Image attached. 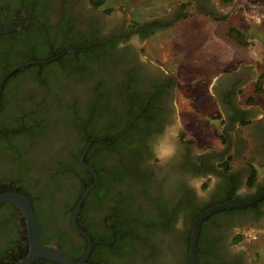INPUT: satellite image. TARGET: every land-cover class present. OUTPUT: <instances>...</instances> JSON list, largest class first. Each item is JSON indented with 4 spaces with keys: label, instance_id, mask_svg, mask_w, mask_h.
<instances>
[{
    "label": "flooded vegetation",
    "instance_id": "flooded-vegetation-1",
    "mask_svg": "<svg viewBox=\"0 0 264 264\" xmlns=\"http://www.w3.org/2000/svg\"><path fill=\"white\" fill-rule=\"evenodd\" d=\"M178 14L117 21L90 0H0V80L28 63L1 83L0 193L26 196L40 242L60 243L78 260L87 241L72 224V210L92 182L82 186L93 181L81 160L91 167L96 182L74 217L92 242L82 264H188L194 208L215 197L240 200L264 189V180L255 179L242 194L246 169L224 172L216 166L225 148L196 154L180 133L183 151L170 166V183L149 163L148 138L183 119L184 111L172 72L151 53L153 60L147 58L141 44ZM245 75L236 69L215 88L230 123L238 111L246 114L234 105ZM236 79L239 84H232ZM196 177L209 180L201 194ZM263 223L264 196L214 216L203 226L205 252L195 253L196 264H254L233 239L244 227ZM132 231L139 237L130 238ZM27 249L20 212L1 203L0 264L16 263ZM55 263L37 258L29 264Z\"/></svg>",
    "mask_w": 264,
    "mask_h": 264
},
{
    "label": "rangeland",
    "instance_id": "rangeland-1",
    "mask_svg": "<svg viewBox=\"0 0 264 264\" xmlns=\"http://www.w3.org/2000/svg\"><path fill=\"white\" fill-rule=\"evenodd\" d=\"M100 8L111 12L117 21L125 18L131 22L161 17L170 10H176L179 14H186L188 18H177L167 27L170 32L175 29L177 31L182 23L209 30L210 38L202 41H197V35L192 36L191 40L184 36L193 55L176 56L172 64L177 65V68L165 69L159 64L163 70L174 71L172 74L175 78V91L182 106L181 110L184 111L183 119L177 118L175 121L180 137L187 139L192 152L196 154L220 153L225 148L226 154L222 156V160L230 157L229 165L232 170L240 172L246 169L247 176L249 167L252 166L256 171L255 179L263 181L264 86L256 94L253 88L258 78L264 77V0H200L198 3L195 0L194 3L193 0H105ZM228 27L242 32L245 45H239L225 35ZM167 28L153 33L146 42H142V50L147 58L153 60L151 42L159 41L167 33ZM190 28L188 25L187 30ZM192 30L189 31L190 34ZM182 59L188 61H181ZM200 63L203 64V70L200 69ZM236 69L246 74L240 84L238 78L232 82L239 84L234 95V105L246 113L243 120L248 123L245 125L239 124L236 119L231 123L228 121L229 117L220 106L215 92L219 79L228 77ZM214 73L216 75L211 78ZM249 96H252L250 101L247 100ZM256 117L260 119L255 120ZM221 131H225L228 137V143L223 145L218 139ZM246 176L244 180L242 178V194L251 190L244 184ZM208 183L206 178H195L199 194L204 192L203 188ZM261 226L244 227L237 244L254 264H264V223Z\"/></svg>",
    "mask_w": 264,
    "mask_h": 264
},
{
    "label": "water",
    "instance_id": "water-1",
    "mask_svg": "<svg viewBox=\"0 0 264 264\" xmlns=\"http://www.w3.org/2000/svg\"><path fill=\"white\" fill-rule=\"evenodd\" d=\"M38 63H43V62H38ZM27 64L28 63H23L8 70L0 80V89L4 77H6L9 73L14 71L15 69L25 66ZM81 163L83 167L92 174L93 181L88 187L85 188V190L83 191L77 202L75 203V206L72 210L71 221L77 233L80 234L82 237H84L87 241V246L84 251V254L78 260H75L69 253L57 248L55 245L41 243L38 235V227L35 219V214L33 212L29 199L26 196L17 192H3L0 193V204L11 203L20 212L24 221V228H25L26 241L28 247L26 255L22 259L18 260L16 263L13 264H29L30 262H32L34 259L37 258L54 261L59 264H82L83 261L86 260L87 255L91 249L92 242L89 240V237L77 227L74 217L79 209L81 201L83 200L87 192L95 184L96 177L91 167L85 165L82 162V160ZM263 196H264V189L260 190L259 192L253 195L246 197L245 199L239 202H234L232 200H224L222 202L215 203L206 207L195 218H193L190 222L191 230L188 236V243H187L188 264H196L195 244H196V239L199 232L200 224L205 218L220 210H226L231 208H244L252 204L253 202L257 201Z\"/></svg>",
    "mask_w": 264,
    "mask_h": 264
},
{
    "label": "trees",
    "instance_id": "trees-1",
    "mask_svg": "<svg viewBox=\"0 0 264 264\" xmlns=\"http://www.w3.org/2000/svg\"><path fill=\"white\" fill-rule=\"evenodd\" d=\"M92 6H95V7H100L102 6L104 3H105V0H90ZM181 17H186V14H178L176 16V19L177 18H181ZM175 19V20H176ZM153 23H150V22H144V25H152ZM225 35L232 39L235 43L239 44V45H245V40L243 38V34L240 30L234 28V27H228L226 30H225ZM39 57H36V59H38ZM263 86H264V77L263 76H260L253 88L254 90V93H259L262 89H263ZM252 96H249V98H247L248 101H250ZM227 100V99H226ZM243 113H241L239 115V111L238 113H236V120L239 121V124L241 125H245L247 124L248 122L243 120ZM20 131V130H18ZM22 132V131H21ZM100 138V137H98ZM111 136H107L106 140L110 139ZM218 139L220 141L221 144H225V143H228V137L226 136V132L225 133H220L218 135ZM226 152V151H225ZM224 155V154H222ZM222 155H221V158H218V162H217V167H219L220 170L226 172L228 171V169H230V165H229V161H230V157H226L224 160H222ZM220 161V162H219ZM255 177H256V171L254 169V167L250 166L249 167V173L247 174L246 178H245V181H244V184L246 187H251L255 181ZM92 182L91 178L89 179L88 182L85 183L84 187L82 186V188H85L86 186H88L90 183ZM204 187V185L202 186ZM262 187H260L258 190H260ZM246 197H244L243 199H245ZM243 199H238V200H232L234 202H239V201H242ZM225 198H212L211 200L208 201L207 204H205L203 207L201 208H194L192 213L190 214V217H189V220H192L193 218H195L203 209H205L206 207L212 205V204H215V203H219V202H222L224 201ZM74 203L75 201L72 202V204L68 205L67 208H68V212L71 211V209L73 208L74 206ZM232 209V208H231ZM233 209H244V208H233ZM225 210H220V211H217L211 215H209L207 218H205L203 221H202V224H201V227H200V230H199V234H198V239H197V242L195 244V247H196V255L199 257L201 255V253L205 252V248L200 244L203 243V240H204V230H203V226L205 225L206 222H208L211 218H213L214 216H217V215H222V213H224ZM148 225H153V224H148ZM131 234H129V237L130 238H138L139 236H136L134 233V231L130 232ZM188 235V234H187ZM128 236V234H127ZM116 240L118 238V235L115 236ZM241 239V236L240 234H236L234 239H233V242H238L239 240ZM45 243H48V239L47 238H44L43 239ZM57 248L61 249L62 248V245L60 243H57ZM204 248V249H203ZM62 250V249H61ZM114 251V250H112ZM73 257V256H72ZM75 260H77V258L73 257ZM35 262H38V260H36ZM56 264V263H55ZM187 264V262L185 263Z\"/></svg>",
    "mask_w": 264,
    "mask_h": 264
},
{
    "label": "crops",
    "instance_id": "crops-1",
    "mask_svg": "<svg viewBox=\"0 0 264 264\" xmlns=\"http://www.w3.org/2000/svg\"><path fill=\"white\" fill-rule=\"evenodd\" d=\"M188 25L191 26V28L189 30H187ZM192 26H193L192 24L182 23L177 31L175 29V30L170 32V29H168L167 33L164 34V36H162V38H160L159 41L151 42V45H153L152 46V50H153L152 54L154 55L155 58L159 59L160 64L163 67H165V69H169L171 67L172 70H174V67L175 68L178 67L177 65L172 64V60H174V58L176 56H182L183 57L186 55L187 57H189L190 55H193V51L191 50V48L189 50V44L187 45V42H186V39H184V36H185V38L188 37V39L191 40L195 35H197V41L198 40L202 41V40L210 38L208 29L203 30L202 28H198L195 26L192 27ZM192 28L194 30H192ZM190 30H192V34H194V35L189 33ZM182 43H184V44H182ZM189 52H190V54H188ZM204 52H207V50L204 49ZM199 54H200V52H199ZM181 61H188V60L182 59ZM185 63H187V62H184V64ZM200 69L203 70V64L202 63H200ZM198 71H199V69H197V72ZM172 72L174 74V71H172ZM215 75L216 74L214 73L211 78H213ZM259 119H260V117L255 118V120H259Z\"/></svg>",
    "mask_w": 264,
    "mask_h": 264
},
{
    "label": "clouds",
    "instance_id": "clouds-1",
    "mask_svg": "<svg viewBox=\"0 0 264 264\" xmlns=\"http://www.w3.org/2000/svg\"><path fill=\"white\" fill-rule=\"evenodd\" d=\"M149 163L160 170V178L167 184L174 177L169 174L170 166L180 159L182 145L179 140V128L175 121L167 123L146 141Z\"/></svg>",
    "mask_w": 264,
    "mask_h": 264
}]
</instances>
